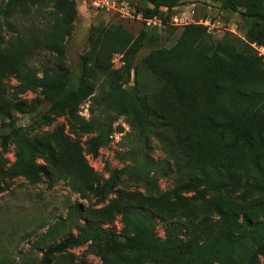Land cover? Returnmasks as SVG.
<instances>
[{
    "label": "trees",
    "instance_id": "obj_1",
    "mask_svg": "<svg viewBox=\"0 0 264 264\" xmlns=\"http://www.w3.org/2000/svg\"><path fill=\"white\" fill-rule=\"evenodd\" d=\"M34 1L5 0L4 11L10 14L15 7ZM141 1L149 4L138 11L143 17L158 15L167 20L165 13L185 0ZM210 1L239 13L243 20L258 27V33L248 38L264 43V0ZM53 8L56 13H65L73 11V3L55 0ZM206 29L187 25L170 48L151 50L143 58L146 70L163 84L153 108L146 106L137 90L129 86L130 67L124 70L119 84L108 86V91L95 97L89 106V122L95 135L87 143L86 152L97 157L98 150L109 143L115 121L122 117L133 133L131 145L123 154L131 166L114 169L101 182L87 184V174L78 158L62 159L52 144L31 143L23 129L8 123L0 125V139L3 145L8 141L14 144V161L0 171V183L18 176L42 175L50 183L71 182L72 190L81 198L91 194L95 202L102 203L122 177L154 190V171L165 176L185 166L188 173L178 186L180 191L200 196L223 193L238 199L239 204L214 199L211 206L218 218L217 229L202 242L195 237L184 239L172 231L159 238L151 210L140 213L133 207L122 214L121 233L101 226L102 221L110 220L99 210L94 213L95 221L86 220L81 225L74 222L76 234L66 232L55 241L59 231L71 225L73 216L83 212L75 206L33 242L40 257L30 258V264H72L67 251L80 247L85 249L77 264H86L88 255L97 256L100 264H259L260 260L264 264V214L259 219L246 206L253 196L260 198L255 208L264 206V70L261 59L246 45L237 51V40L224 38L213 43ZM174 30L171 27L169 34ZM116 32L118 38L104 39L93 58L83 59L77 77L69 75L60 81L57 75L47 72L29 79L25 74H15V93L38 89L42 101L49 105L42 117L46 123L55 116L80 119V104L110 77L107 68L98 62L99 56L107 47L114 53L134 55L143 44L142 29L136 37L121 26ZM80 127L84 130L83 125ZM150 139L156 141L172 166L149 157ZM37 158L42 159V165L36 164ZM46 239L50 243L45 249L37 246Z\"/></svg>",
    "mask_w": 264,
    "mask_h": 264
},
{
    "label": "rangeland",
    "instance_id": "obj_2",
    "mask_svg": "<svg viewBox=\"0 0 264 264\" xmlns=\"http://www.w3.org/2000/svg\"><path fill=\"white\" fill-rule=\"evenodd\" d=\"M54 1L26 2L7 14L4 11L5 0H0V125L12 123L23 129L31 143L52 144L56 154L62 159L78 158L87 174L84 179L87 184L96 180L101 182L108 177L110 171L132 165L123 154L131 145L133 133L122 117L115 121L110 141L98 150L97 157H91L86 152L87 143L95 135L89 122V106L95 97L108 91V86L121 82L126 67H130L129 86L137 90L146 106L153 108V100L159 98L158 93L163 89V84L146 70L142 60L151 50L170 48L183 27L204 26L200 22L208 20L214 25L211 30L206 29L213 43L224 38L234 39L239 42L235 44L237 51L246 45L258 58L260 57L252 45L264 47V43L250 41L248 38L258 33V27L243 20L239 13L224 10L218 3L210 0H185L170 13L166 12L169 18H183L182 22L185 24L177 27L167 25L162 32L144 28L137 21L124 20L111 10L95 9L90 0H70L73 11L56 13ZM125 1L137 11L149 5L141 0ZM119 26L133 37L142 29L143 44L134 55L114 53L107 47L99 56L98 62L107 68L106 72L110 77L102 82V88L97 87L80 104L77 111L80 119L73 121L66 116H55L46 123L42 117L47 114L49 105L42 101L38 89L15 93L14 87L18 84L15 74H25L29 79L47 72L57 75L60 81L69 75L77 77L83 59L93 58L99 42L119 37L116 32ZM171 27L175 30L169 34ZM88 63L91 64V61ZM261 65L264 70L262 59ZM81 125L84 130L80 129ZM148 146L150 158L163 160L167 167L172 166V161L161 151L156 141L150 139ZM14 153V144L8 141L3 145L0 139V171L13 163ZM36 164L42 165V159L37 158ZM180 169L172 170L165 176L154 171V190L142 182H130L122 177L102 203L95 202L91 194L81 198L72 190V183L64 180L50 183L42 175H25L4 180L0 183V264H30V258H39L40 253L33 242L43 235L48 226L57 220H63L67 211L75 206L83 212L73 216L71 225L67 224L65 229L60 230L55 241L66 232L75 235L74 222L81 225L86 220L95 221L94 213L99 210L106 213L110 220L102 221L101 226L121 233L122 214L133 207L140 213L151 210L155 234L159 238H164L166 233L172 231L184 239L195 237L202 242L214 235L217 229L218 218L211 206L214 199L233 204H239L240 201L228 198L223 193L200 196L194 192L180 191L178 186L186 180L188 173L185 166H180ZM259 199L258 196L251 197L246 201V206L256 217L262 219L264 206L255 208ZM171 226H174L173 230ZM49 243L46 239L37 246L45 249ZM84 249L85 247H80L68 250L67 259L72 264H77ZM85 263L100 264V260L97 256L88 255ZM259 264H263L261 260Z\"/></svg>",
    "mask_w": 264,
    "mask_h": 264
},
{
    "label": "built area",
    "instance_id": "obj_3",
    "mask_svg": "<svg viewBox=\"0 0 264 264\" xmlns=\"http://www.w3.org/2000/svg\"><path fill=\"white\" fill-rule=\"evenodd\" d=\"M92 6L98 10H111L117 13L122 19L127 21H137L142 24L144 28H150L156 30L157 32H162L165 30L167 25L170 26H178L183 25L182 20L183 18L172 16L167 20H164L160 16H152L145 18L142 16L141 12L136 11L133 8H130L128 3L125 0H90ZM162 12H166L165 8L160 9ZM203 24L208 31L211 30L213 24H210L208 20H204V22H200ZM254 50L256 51L257 55L264 61V47L257 46L255 44L252 45Z\"/></svg>",
    "mask_w": 264,
    "mask_h": 264
}]
</instances>
